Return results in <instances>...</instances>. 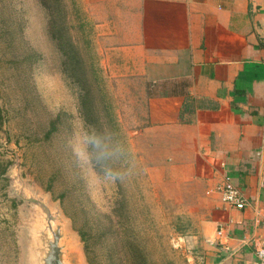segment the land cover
Masks as SVG:
<instances>
[{
	"label": "rangeland",
	"instance_id": "1",
	"mask_svg": "<svg viewBox=\"0 0 264 264\" xmlns=\"http://www.w3.org/2000/svg\"><path fill=\"white\" fill-rule=\"evenodd\" d=\"M62 1L81 57L102 80L104 98L93 95L99 123L130 147L134 174L93 184L77 167L71 135L83 122L79 91L63 73L47 13L39 0H0V264H42L57 226L64 264H86L69 214L77 225L100 216L99 234L115 245L119 264H130L129 255L135 264H192L182 240L191 232V204L148 173L161 161L158 148L148 154L142 135L149 83L131 75L117 40L107 41L98 28L105 19L124 22L131 0ZM56 117L57 131L48 136ZM112 221L123 226L125 243L114 242Z\"/></svg>",
	"mask_w": 264,
	"mask_h": 264
},
{
	"label": "crops",
	"instance_id": "2",
	"mask_svg": "<svg viewBox=\"0 0 264 264\" xmlns=\"http://www.w3.org/2000/svg\"><path fill=\"white\" fill-rule=\"evenodd\" d=\"M122 14L98 28L149 83L142 135L161 161L148 173L191 204L182 237L191 263L255 264L264 243V0H131ZM221 184L239 187L249 206L224 204Z\"/></svg>",
	"mask_w": 264,
	"mask_h": 264
},
{
	"label": "trees",
	"instance_id": "3",
	"mask_svg": "<svg viewBox=\"0 0 264 264\" xmlns=\"http://www.w3.org/2000/svg\"><path fill=\"white\" fill-rule=\"evenodd\" d=\"M40 5L46 11L48 17V33L50 39L55 43V46L61 54L62 70L66 78L78 87V101L81 111V116L85 125L95 127H103L99 123V112L95 109L97 102L93 95L96 91L101 99L105 94L100 88L101 78L96 74L97 69L88 65L81 54L76 39L71 34V26L67 22V12L62 0H39ZM92 73V77H88V72ZM58 118L50 122L48 136L57 131ZM64 195L59 197L60 200ZM73 227L77 230L79 239L83 245V255L86 264H119L117 260L118 252L114 249V244L104 240V236L99 234L103 231V220L98 216L94 221L83 219L77 225L76 217L69 214ZM120 222L112 221L111 228H116L114 231V242H124L127 240L123 236V226ZM77 225V226H76ZM121 226V227H120ZM119 230V232H118ZM116 242V244H117ZM131 254V252L128 251ZM130 264H135L133 256L129 255Z\"/></svg>",
	"mask_w": 264,
	"mask_h": 264
},
{
	"label": "clouds",
	"instance_id": "4",
	"mask_svg": "<svg viewBox=\"0 0 264 264\" xmlns=\"http://www.w3.org/2000/svg\"><path fill=\"white\" fill-rule=\"evenodd\" d=\"M72 157L90 183L125 182L134 174L130 147L115 130L76 122Z\"/></svg>",
	"mask_w": 264,
	"mask_h": 264
},
{
	"label": "built area",
	"instance_id": "5",
	"mask_svg": "<svg viewBox=\"0 0 264 264\" xmlns=\"http://www.w3.org/2000/svg\"><path fill=\"white\" fill-rule=\"evenodd\" d=\"M217 192L220 196V200L237 210H243L249 206V202L247 201L245 195L241 191V189L237 186H233L230 184H221L217 187ZM217 236L222 235V231L219 230L216 233ZM215 241H211L214 243ZM256 262L255 264H264V243H261L256 251Z\"/></svg>",
	"mask_w": 264,
	"mask_h": 264
},
{
	"label": "water",
	"instance_id": "6",
	"mask_svg": "<svg viewBox=\"0 0 264 264\" xmlns=\"http://www.w3.org/2000/svg\"><path fill=\"white\" fill-rule=\"evenodd\" d=\"M61 237L60 228L57 226L52 238L47 242V252L42 259V264H64L62 248L59 246Z\"/></svg>",
	"mask_w": 264,
	"mask_h": 264
},
{
	"label": "bare ground",
	"instance_id": "7",
	"mask_svg": "<svg viewBox=\"0 0 264 264\" xmlns=\"http://www.w3.org/2000/svg\"><path fill=\"white\" fill-rule=\"evenodd\" d=\"M73 251L71 250V253H72Z\"/></svg>",
	"mask_w": 264,
	"mask_h": 264
}]
</instances>
